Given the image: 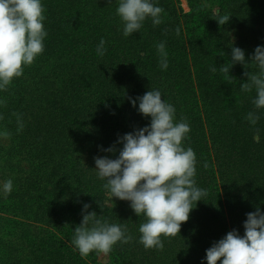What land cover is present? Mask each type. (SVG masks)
<instances>
[{"label": "trees", "instance_id": "trees-1", "mask_svg": "<svg viewBox=\"0 0 264 264\" xmlns=\"http://www.w3.org/2000/svg\"><path fill=\"white\" fill-rule=\"evenodd\" d=\"M187 1L191 12L181 15L175 0H151L163 9L162 23L154 26L152 19L146 18L138 32L125 37L124 24L116 12L120 0H41L47 32L44 51L30 66H24L23 75L14 78L7 90H0V104L11 106L0 110L4 111L0 113V127L9 123L10 113L26 117L35 112L48 117L57 104H61L57 108L59 118L69 123L73 118L80 120L82 113L92 112L94 117L95 108L100 114L107 113L109 104L135 91L128 87L133 82L127 84L126 78L119 76L120 80L111 82L112 88L106 85L107 78L98 64L101 56L96 51L103 39L104 54L113 50L123 60H118L119 66L127 59L117 71L123 73L129 66L145 82L135 94L142 97L151 89L159 90L162 100L175 108L174 123L183 118L189 125L182 146L196 153L194 179L207 195L193 204L191 221L184 230L181 226L176 236L161 237L162 250L139 246L140 241L133 236L117 248L113 264H207L206 250L228 232L235 229L240 237L245 235L247 213L257 208L264 213V109H256L252 103L254 88L241 91V84L248 79L244 73L259 71L250 58L257 46L264 47V26L253 38L235 42L230 36L235 30L264 24V0ZM213 6L219 8V14L210 9ZM225 14L230 19L221 26L216 19ZM161 42L168 53L167 69L159 62L156 45ZM232 47L244 51L248 64L246 68L234 64L229 78L220 68L230 64ZM212 67L215 72L210 71ZM139 68L147 74H138ZM36 81L38 88H32ZM50 87L54 89L49 92ZM249 112L260 117L255 125L246 119ZM18 227L0 226V264H56L40 258L30 260L28 246L32 240L27 236L32 226L20 227L25 234L19 238ZM61 240L55 236L45 239L47 252L54 246L67 248ZM137 246L143 249L131 261L127 255ZM62 264L77 262L64 259Z\"/></svg>", "mask_w": 264, "mask_h": 264}, {"label": "clouds", "instance_id": "clouds-1", "mask_svg": "<svg viewBox=\"0 0 264 264\" xmlns=\"http://www.w3.org/2000/svg\"><path fill=\"white\" fill-rule=\"evenodd\" d=\"M44 11L41 0H0V90H7L14 78L23 75L24 66H30L44 51L43 40L47 36ZM116 12L124 24L125 37L138 32L146 18L150 17L154 26L162 23L163 9L151 0H120ZM229 19L225 14L216 20L223 26ZM104 45L101 39L96 49L99 56L106 51ZM156 47L160 66L167 69L165 43ZM250 59L259 71L244 73L248 79L241 84V91L251 92L254 88L256 97L252 103L256 109H264V47L257 46ZM236 63L245 68L248 64L244 51L232 47L230 64L222 65L220 71L232 78L229 71ZM210 71L215 72L216 68ZM129 99L133 107L139 101L138 111L151 117L150 126L120 137L118 143H122L123 148L118 158H94L97 176L106 181L103 187L110 192L111 198L130 201L135 214L145 216V222L139 226L140 243L146 249L162 250L161 237L179 234L182 223L189 219L193 204L203 200L207 191L196 186V153L191 147L182 146L190 127L183 118L174 123V106L162 100L157 89ZM13 115L17 118L19 132L24 127L21 116ZM246 119L255 125L260 117L256 112H249ZM10 135L7 130L0 133L5 139ZM102 150L116 151L115 147ZM204 167H208L206 162ZM12 188L13 182L9 179L3 185L4 194L8 195ZM89 208V204L83 205L82 221L75 227L72 239L81 256L92 252L106 255L117 242L128 243L132 239L126 234V226L110 224L98 218L95 211L88 212ZM246 215L245 235L240 237L235 229L228 232L206 250L207 264H217L221 260L222 264H264V213L257 208Z\"/></svg>", "mask_w": 264, "mask_h": 264}, {"label": "rangeland", "instance_id": "rangeland-1", "mask_svg": "<svg viewBox=\"0 0 264 264\" xmlns=\"http://www.w3.org/2000/svg\"><path fill=\"white\" fill-rule=\"evenodd\" d=\"M174 3L179 14L187 15L191 12L187 0H175ZM210 9L216 15L219 14L218 7L213 6ZM180 26L183 27V19H180ZM263 26L264 24L235 30L230 36L235 42L240 38H253L256 31ZM109 51L106 53L110 54L100 57L103 62L99 59L98 63L102 74L107 78L106 85L112 88V81L126 78L127 84L133 82L131 86L128 85L133 91L137 92L139 87L144 88L142 77H136L134 71L129 70V66L123 73L117 71L116 67L123 69L127 59L119 66L120 56L113 53V50ZM137 73L147 74L140 68ZM132 76L134 79L130 81ZM37 82L32 84V88H38ZM53 89L50 87L48 91ZM135 92H131L129 96L123 95L117 103L109 104L107 113L100 114L95 108L94 117H91L92 112L87 115L82 113L80 120L73 118L71 123L59 118L57 108L61 104H57L56 111L48 117L37 116L35 112H29L23 117L18 113L25 125L20 133L17 131V118L13 113H10L6 127H0V133L5 130L11 133L6 139L0 136V226H19L18 238L25 234L20 227L32 226L28 232L30 235L27 236L32 240L28 246L30 260L37 261L40 258L56 264H62L64 259L77 264H113V254L125 243L117 242L106 255L92 252L87 256H81L72 243L74 229L82 221L84 204H89L88 212L95 211L98 218L102 217L110 224L126 226V234L140 241L139 226L145 222V216H137L130 201L111 198L110 192L103 187L106 181L97 176L94 159L118 158L119 150L123 148V144L118 143L119 138L150 126L151 117H145L138 111L139 101L133 107L129 99L141 97ZM9 105L0 104V110L9 109ZM2 112L4 111H0ZM38 117L43 119L44 124L39 122ZM32 136H35L34 140ZM110 147H115L116 151L102 150ZM237 159L235 158L236 161ZM9 179L13 182V188L5 195L3 185ZM221 196L223 198L222 190ZM190 221L188 219L182 223L183 230ZM227 222L231 226L229 216ZM51 236L61 238L68 249L54 246L47 252L43 241ZM139 246L129 252V260L134 261L133 257L139 255V251L143 249H137Z\"/></svg>", "mask_w": 264, "mask_h": 264}]
</instances>
